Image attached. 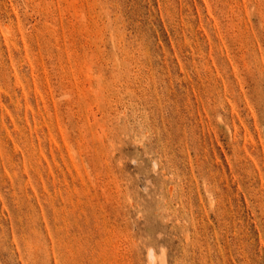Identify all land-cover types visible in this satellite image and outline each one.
Instances as JSON below:
<instances>
[{
  "label": "rangeland",
  "instance_id": "374dc122",
  "mask_svg": "<svg viewBox=\"0 0 264 264\" xmlns=\"http://www.w3.org/2000/svg\"><path fill=\"white\" fill-rule=\"evenodd\" d=\"M0 264H264V0H0Z\"/></svg>",
  "mask_w": 264,
  "mask_h": 264
},
{
  "label": "bare ground",
  "instance_id": "6f19581e",
  "mask_svg": "<svg viewBox=\"0 0 264 264\" xmlns=\"http://www.w3.org/2000/svg\"><path fill=\"white\" fill-rule=\"evenodd\" d=\"M149 258H150V260H152V261L154 262L155 254L153 253L152 250H150V252H149ZM156 258H157V257H156Z\"/></svg>",
  "mask_w": 264,
  "mask_h": 264
}]
</instances>
